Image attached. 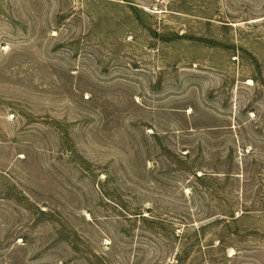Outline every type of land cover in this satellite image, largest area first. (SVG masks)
Listing matches in <instances>:
<instances>
[{"label": "rangeland", "instance_id": "1", "mask_svg": "<svg viewBox=\"0 0 264 264\" xmlns=\"http://www.w3.org/2000/svg\"><path fill=\"white\" fill-rule=\"evenodd\" d=\"M0 264H264V0H0Z\"/></svg>", "mask_w": 264, "mask_h": 264}]
</instances>
